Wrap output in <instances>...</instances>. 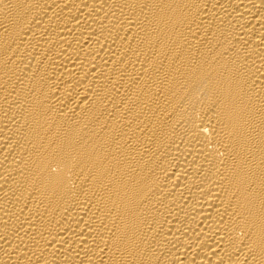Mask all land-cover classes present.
<instances>
[{"label":"bare ground","instance_id":"bare-ground-1","mask_svg":"<svg viewBox=\"0 0 264 264\" xmlns=\"http://www.w3.org/2000/svg\"><path fill=\"white\" fill-rule=\"evenodd\" d=\"M0 264H264V0H0Z\"/></svg>","mask_w":264,"mask_h":264}]
</instances>
